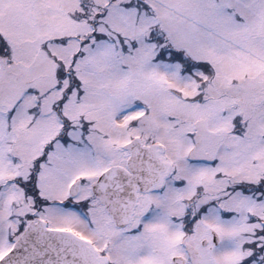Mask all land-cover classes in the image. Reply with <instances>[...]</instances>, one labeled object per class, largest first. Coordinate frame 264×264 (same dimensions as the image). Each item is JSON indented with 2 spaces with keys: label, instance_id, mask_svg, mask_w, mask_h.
<instances>
[{
  "label": "snow or ice",
  "instance_id": "6c2138e0",
  "mask_svg": "<svg viewBox=\"0 0 264 264\" xmlns=\"http://www.w3.org/2000/svg\"><path fill=\"white\" fill-rule=\"evenodd\" d=\"M0 264H264V0H0Z\"/></svg>",
  "mask_w": 264,
  "mask_h": 264
}]
</instances>
